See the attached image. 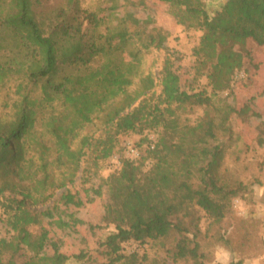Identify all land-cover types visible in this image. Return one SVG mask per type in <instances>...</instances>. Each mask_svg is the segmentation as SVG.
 Listing matches in <instances>:
<instances>
[{
  "label": "trees",
  "instance_id": "trees-1",
  "mask_svg": "<svg viewBox=\"0 0 264 264\" xmlns=\"http://www.w3.org/2000/svg\"><path fill=\"white\" fill-rule=\"evenodd\" d=\"M159 1L183 7L198 20L203 33L193 53L200 64L210 63L207 77L212 94L229 89L235 71L243 66L242 52L236 46L243 47L247 40L264 46V0H223L211 13L201 0ZM68 3L45 24L33 10V0H0V86L16 79L17 95L12 114L3 117L0 113V221L13 232L9 239L0 238V264H66L72 259L92 264L95 257L84 251L68 254L52 244V251L45 253L50 236L41 228V212L32 206L46 202L53 190L46 151L31 129L39 121L67 149L55 124L58 114L74 115L73 124L90 121L97 111H102L103 135L94 141L91 137V146L99 158L112 154L118 134L161 127L152 149L146 148L138 161L124 158L117 174L107 177L101 211V220L113 224L114 231L98 243L105 261L97 264H143L135 253H122L124 242L143 244L172 230L183 232L177 215L189 204L218 219L224 216L222 199L235 195L213 175L220 152L209 142L215 138L212 118L173 138L176 120L169 118L171 106H208L211 96L204 90H185L180 75L166 67L159 77V93L149 96L155 77L139 75L138 50L129 49L132 61L122 57L128 45L127 30L121 27L112 35L109 30L100 31L106 14L81 9L74 0ZM130 11L127 17L142 21ZM163 39L159 34L148 36L157 47H162ZM136 77L137 86L128 90ZM146 160L149 166L144 170ZM193 164L200 174L199 187L190 184ZM98 196L99 187H91L86 201L79 191H65L55 199L54 207L63 203L66 210L78 209ZM64 223L63 229L68 225ZM32 226L37 227L32 230ZM99 227L91 223V234ZM187 241L185 236L179 238L172 259L198 257V246L187 248ZM24 250L30 254L16 259Z\"/></svg>",
  "mask_w": 264,
  "mask_h": 264
},
{
  "label": "rangeland",
  "instance_id": "rangeland-1",
  "mask_svg": "<svg viewBox=\"0 0 264 264\" xmlns=\"http://www.w3.org/2000/svg\"><path fill=\"white\" fill-rule=\"evenodd\" d=\"M74 1L81 9L107 15L99 27L100 31L109 30L107 33L112 35L121 27L127 30L128 45L122 57L125 61H132L129 49L138 50L139 75L151 73L155 77L156 85L149 96L155 93V97L159 93V77L164 67L180 75V83L185 90H204L211 96L208 106H171L173 114L169 118L176 120L173 130L176 137L173 138L181 137L197 122L212 118L215 138L209 142L220 152L213 175L219 185L235 191V195L222 199L224 216L218 219L211 217L196 204H189L177 215L185 229L183 232L172 230L165 237L143 244L132 240L124 242L122 253H135L143 264H264V46H258L251 40H247L243 47L236 46L242 52L243 66L235 71L229 89L212 94L207 77L211 71L210 63L200 64L193 53L203 31L199 29L198 20L188 16L183 7L177 8L159 0ZM201 1L205 10L211 13L223 0ZM68 2L33 0L32 7L37 17L48 24L61 9L67 8ZM104 7L112 9L105 12ZM131 9L134 18L142 17V21L134 22L126 16ZM150 34L164 37L162 47L148 40ZM138 82L139 77L134 78L128 90L136 87ZM15 83L16 79H12L0 86V113L3 117L14 111L13 104L17 100L13 89ZM101 115L102 111H97L92 114V119L90 115V121L71 124V120H75L74 115L69 113L63 117L58 114L60 117L55 124L65 139L63 145L67 149L39 121L31 129L36 142L46 151L48 177L53 190V196L46 202L32 206L41 212V228L50 236L45 253L52 251V244L68 254L84 251L95 257L92 264L105 261L98 243L114 231L113 224L101 220L107 196V177L117 174L124 158L140 160L146 148H153L161 133V127L145 129L142 133H120L112 154L99 158L91 146V137L94 141L103 135ZM129 147L134 148L138 155L131 156ZM144 162L146 170L149 161ZM190 169V184L201 186L196 165H191ZM91 187L100 188V196L94 202L91 203L89 198V202L78 209L70 207L66 210L63 203L54 207L55 199L65 191H79L86 201L91 195ZM64 221L68 225L63 229ZM91 223L100 224L99 228H93L92 234ZM12 234L0 221V238L9 239ZM181 236L187 238V248L198 246L197 258L187 255L172 259ZM29 254L28 250L20 251L16 259ZM66 264L87 263L72 259Z\"/></svg>",
  "mask_w": 264,
  "mask_h": 264
},
{
  "label": "built area",
  "instance_id": "built-area-1",
  "mask_svg": "<svg viewBox=\"0 0 264 264\" xmlns=\"http://www.w3.org/2000/svg\"><path fill=\"white\" fill-rule=\"evenodd\" d=\"M128 153H129L131 156H137V155H138L137 151H136L134 148H132V147H129ZM127 159H129V158H127ZM130 160H131V159H130Z\"/></svg>",
  "mask_w": 264,
  "mask_h": 264
}]
</instances>
